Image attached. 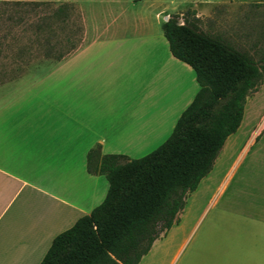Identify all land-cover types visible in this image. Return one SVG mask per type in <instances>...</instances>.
Here are the masks:
<instances>
[{
    "label": "crops",
    "instance_id": "0c3cea01",
    "mask_svg": "<svg viewBox=\"0 0 264 264\" xmlns=\"http://www.w3.org/2000/svg\"><path fill=\"white\" fill-rule=\"evenodd\" d=\"M136 1L105 24H92L78 1L86 30L78 47L16 77L0 76V264H40L59 233L103 202L109 181L88 171L92 148L148 154L199 91L195 70L172 54L164 34L175 1L149 0L145 13L136 11L144 0ZM182 211L176 229L189 217ZM213 213L199 242L173 247L171 227L139 264H157L154 257L171 248L170 264H264V205Z\"/></svg>",
    "mask_w": 264,
    "mask_h": 264
},
{
    "label": "trees",
    "instance_id": "16d2710c",
    "mask_svg": "<svg viewBox=\"0 0 264 264\" xmlns=\"http://www.w3.org/2000/svg\"><path fill=\"white\" fill-rule=\"evenodd\" d=\"M70 5L61 4L56 14ZM179 20L171 15L163 23L164 34L172 54L195 70L199 91L171 135L148 154H102L99 146L88 152V171L109 181L106 197L54 238L40 264H139L176 222L187 195L211 172L226 140L240 128L259 66L193 23Z\"/></svg>",
    "mask_w": 264,
    "mask_h": 264
},
{
    "label": "rangeland",
    "instance_id": "374dc122",
    "mask_svg": "<svg viewBox=\"0 0 264 264\" xmlns=\"http://www.w3.org/2000/svg\"><path fill=\"white\" fill-rule=\"evenodd\" d=\"M78 1L92 24H105L109 14L119 12L122 5L134 8L133 0H117L113 9L108 8V2L116 0H0V76L16 77L32 65L45 64L59 53L78 47L86 31ZM147 1L140 2V10L136 11L145 13ZM164 1L169 4L171 0ZM173 1L176 11L172 15H177L181 23L189 21L200 31L224 41L250 57L260 69L256 88L247 96L240 128L226 140L211 172L187 195L182 212H189V217L183 227L176 229L175 222L171 228L176 243L173 247L181 241L189 242L191 247L201 240L210 218L217 219L213 212L264 205V2L196 0L199 4L194 9V0ZM63 3L71 5L56 14ZM197 11L201 17H196ZM208 12L211 14L206 16ZM206 210L213 212L199 225ZM173 250L161 257L157 254L155 263L170 264Z\"/></svg>",
    "mask_w": 264,
    "mask_h": 264
},
{
    "label": "water",
    "instance_id": "95a60500",
    "mask_svg": "<svg viewBox=\"0 0 264 264\" xmlns=\"http://www.w3.org/2000/svg\"><path fill=\"white\" fill-rule=\"evenodd\" d=\"M179 23H181V22L179 21Z\"/></svg>",
    "mask_w": 264,
    "mask_h": 264
}]
</instances>
